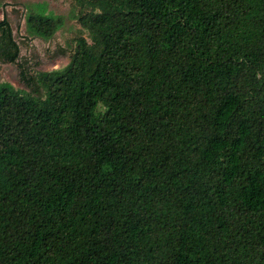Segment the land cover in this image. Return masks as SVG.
Here are the masks:
<instances>
[{"label":"trees","instance_id":"16d2710c","mask_svg":"<svg viewBox=\"0 0 264 264\" xmlns=\"http://www.w3.org/2000/svg\"><path fill=\"white\" fill-rule=\"evenodd\" d=\"M75 2L69 63L0 83V264H264V0Z\"/></svg>","mask_w":264,"mask_h":264},{"label":"rangeland","instance_id":"374dc122","mask_svg":"<svg viewBox=\"0 0 264 264\" xmlns=\"http://www.w3.org/2000/svg\"><path fill=\"white\" fill-rule=\"evenodd\" d=\"M77 0H0V20L8 17L20 46V59L17 63H0V83L7 82L16 89L28 90L20 74V64L28 73L52 71L65 67L70 57L60 50L70 45V38L80 25L76 18L74 2ZM75 2V3H76ZM30 13L62 16L63 26L51 39L36 38L28 34L25 17ZM87 34V33H86Z\"/></svg>","mask_w":264,"mask_h":264}]
</instances>
